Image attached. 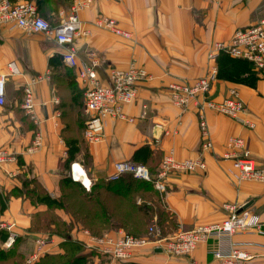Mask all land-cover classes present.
Here are the masks:
<instances>
[{
	"label": "crops",
	"instance_id": "0c3cea01",
	"mask_svg": "<svg viewBox=\"0 0 264 264\" xmlns=\"http://www.w3.org/2000/svg\"><path fill=\"white\" fill-rule=\"evenodd\" d=\"M71 4L68 0L59 9V21L71 13ZM100 14L115 18L132 36L126 38L92 25ZM262 16L264 0H96L80 11L81 19L92 29L91 35L75 41L80 58L86 59L94 51L107 65L125 67L135 60L150 73L147 80L138 84L136 101L125 106L126 112L135 116V122L109 119L104 137L98 142H88L82 133L80 144L87 147L91 156L90 177L78 164L75 171L84 184L90 188L94 181L107 179L114 163L120 160H133L158 170L170 150L177 158L202 155L207 163L205 169L174 171L167 178V191L161 201L171 211L175 229L220 221L229 214V204H236L257 214L264 231V183L234 181L232 161L223 157L228 139L243 136L252 156L258 163H264V69L256 72L253 85L222 77L213 81L209 91L212 98L220 100L236 88L247 104V111L236 118L207 112L214 142L211 150L201 149L196 106L191 104L182 109L173 103L168 90L174 80L193 81L208 74L214 63L208 54L215 42L228 41L236 30L256 24ZM49 38L21 27L0 25V73L7 75V103L0 106V149L7 148L15 155L14 160L0 166V197L8 196L0 218L16 223L19 237L11 248L21 252L24 259L34 250L35 239L45 234L33 228L34 215L49 208L45 201L32 199L28 191L33 188L29 184L35 179L52 198L61 197L63 177L70 176L72 169V163L67 169L60 164L67 158L69 148L64 136L67 117L64 119L63 111L68 109L74 94L72 87L81 91L79 84L71 86L67 80L69 67L62 52L69 44ZM12 62L18 73L11 72ZM27 86L34 95L36 119L23 106ZM144 105H147L145 116ZM244 119L254 121L255 126L245 125ZM36 131L43 136L42 146L30 152ZM76 156V162L83 160L80 154ZM70 219L74 220L71 215ZM50 235L48 254L64 252L61 244L65 237L56 232ZM7 236L0 238V248L4 250L10 249L4 246ZM70 236L81 243L86 239L82 230H74ZM234 239L254 254L249 264H264V232L243 231L236 233ZM208 248L207 243H202L190 255L170 256L146 246L137 249L129 262L217 264ZM111 260L110 264H119Z\"/></svg>",
	"mask_w": 264,
	"mask_h": 264
},
{
	"label": "built area",
	"instance_id": "2783aa9c",
	"mask_svg": "<svg viewBox=\"0 0 264 264\" xmlns=\"http://www.w3.org/2000/svg\"><path fill=\"white\" fill-rule=\"evenodd\" d=\"M71 13L65 15L57 24H51L38 10L33 0H0V25L21 27L35 33H42L55 39L60 44H69L62 52L64 63L73 70L75 79L83 90L84 108L88 114L84 126V138L88 142H98L104 137V130L109 119H120L135 122V116L129 115L125 106L136 101L138 84L147 80L150 73L145 66L135 60L125 67L107 65L98 52L90 51L86 59L78 56L74 47L75 41L81 36H89L92 29L80 17V11L89 8L96 0H71ZM97 28L110 30L118 35L130 38V30L123 28L115 18L98 15L92 22ZM225 51L236 58L250 61L255 70L264 69V16L257 23L234 32L228 41H217L208 56L214 63L208 74L193 81L174 80L169 83L168 90L174 104L187 109L191 104L197 108L199 129L201 134L202 151L214 147L209 131L208 111L238 117L247 111V104L236 88H232L228 95L217 100L209 95L213 81L218 77L217 58ZM12 73H18L14 62L9 64ZM7 75L0 73V106L7 103L6 84ZM23 106L32 118L36 119L34 95L29 86L25 88ZM142 115L147 113L144 105ZM243 123L254 127L255 122L244 119ZM43 136L36 131L29 146L30 152L38 151L42 146ZM224 158L231 159V178L240 183L257 181L264 183V163L260 164L252 156L247 141L243 136H231L226 143ZM15 159V155L7 148L0 149V166ZM72 163L71 177L75 181L83 179L76 176L75 165ZM207 163L202 155L188 158H177L174 151L167 152L161 162L160 170L153 175L144 164L132 160H120L114 163L113 172L109 179H117L124 174H132L139 179L152 181L155 188L164 193L167 191V178L174 172H194L205 169ZM89 189V186L86 185ZM141 202V198H138ZM229 214L220 221L200 223L191 228L180 227L171 235L162 232L157 224L148 228L145 236H136L123 229H113L101 235L93 234L89 229H83L86 236L82 242L90 249H97L115 261L128 262L134 258L139 248L152 246L155 250L174 256L190 255L200 244L207 243L208 251L217 260V264H249L254 254L241 247L234 239V235L254 229L264 232L257 214L250 212L236 204H229ZM16 223L0 219V230L8 232L4 242L5 248H11L17 241L19 234ZM52 236L44 234L35 239V249L28 256L27 264H34L50 251Z\"/></svg>",
	"mask_w": 264,
	"mask_h": 264
},
{
	"label": "trees",
	"instance_id": "16d2710c",
	"mask_svg": "<svg viewBox=\"0 0 264 264\" xmlns=\"http://www.w3.org/2000/svg\"><path fill=\"white\" fill-rule=\"evenodd\" d=\"M35 1L39 12L43 13L44 17L48 14L56 15V17L59 16V9L68 3V0ZM216 62L219 68L218 77L230 78L251 85L255 83L257 78L255 74L258 70L254 69L250 61L233 57L229 53L222 51ZM67 73V80H69L70 85H77L78 82L70 67ZM72 91L74 94H72L71 100L68 103V109L63 111L64 119L67 117L66 121L64 120V136H66L69 145L68 156L60 164L63 168L67 169L71 163L76 162V155L80 154L83 159L80 162L88 170L85 169L90 177L91 156L87 147L80 144L83 138L78 133L79 128L85 126L86 121V119L80 116L79 107L81 102L78 99L81 94L83 96V90L78 91L76 86H73ZM160 166L158 170L156 168H149V170L155 175L160 170ZM32 183L36 192L33 189L32 191L29 190L28 194L33 197L32 199L45 201L49 205L46 212L34 215L33 228L40 231H55L65 237V240L61 244L64 252L57 254L47 253L34 264H88V255L83 250H79L82 244L73 240L70 236L69 230L71 227L67 225V220H63L54 214L50 211L52 210L51 208L64 209L75 222L82 224L96 235H101L106 230L123 228L127 233L145 236L148 230L146 234L144 233L145 235L142 233L144 231L141 230L148 223L149 218L153 219L154 215H157V221L161 223L164 220L165 214H167L160 209L161 205H164L161 199L165 192L160 193L152 181L134 178L130 174H124L117 179H98L92 183L89 189L80 188L82 189L81 194L75 193L74 187L71 190H63L66 184H82L80 181L73 180L71 175H65L62 180V195L59 199L52 198L37 180L34 179ZM80 187L82 186L80 185ZM15 191L16 189H14L13 193ZM139 197L141 198L140 203L138 202ZM7 198L8 196L0 197V212L6 207ZM51 203L56 204V206H50ZM5 234L8 235L6 230H0V238L4 237ZM24 260L23 254L17 249L10 248L4 250L0 248V264H24ZM124 263L137 264L129 261Z\"/></svg>",
	"mask_w": 264,
	"mask_h": 264
},
{
	"label": "rangeland",
	"instance_id": "374dc122",
	"mask_svg": "<svg viewBox=\"0 0 264 264\" xmlns=\"http://www.w3.org/2000/svg\"><path fill=\"white\" fill-rule=\"evenodd\" d=\"M41 13V12H40ZM43 13H41V15H42ZM48 20H49V22L51 23V24H57L58 23V21H59V16H57L56 17V15H47V16H45ZM48 37H50V36H48ZM42 39H44L43 37H42ZM49 39H52V37H50ZM79 101L81 102V104H80V116H82L84 119H86L87 118V116H88V114L86 113V111H85V108H84V106H83V96H80L79 98ZM84 132V127L82 128H79V130H78V133L80 134V135H82V133ZM32 145V144H31ZM14 153V152H13ZM79 163H81V162H79ZM82 167H83V169H84V171L86 172V168H85V166L81 163L80 164ZM86 169V170H85ZM88 171V170H87ZM87 173V172H86ZM130 175H132V174H130ZM133 176V175H132ZM134 177V176H133ZM135 178V177H134ZM91 182H92V180H91ZM80 185L82 186V187H80ZM29 187H32L33 189H34V184H29ZM74 187V191H75V193L76 192H78L77 194H81L82 193V189H80V188H87L85 185H83V184H79V185H73V184H66L65 185V187L63 188V190H71L72 188ZM34 191L36 192V189H34ZM137 197V196H136ZM136 197H135V200H136ZM60 198V197H59ZM58 198V199H59ZM52 204V205H51ZM50 204V206H56V204H53V203H51ZM52 210H50V211H52L54 214H56V215H58L60 218H62L63 220H68L67 221V225H69V227H71V229L69 230V233H70V235H72V232L74 231V230H82L83 231V229H88V228H86V227H84L82 224H79V223H77V222H75L74 220H69V215L67 214V213H65L66 211L64 210V209H62V208H51ZM61 209V210H60ZM162 211H165L167 214H165V216H164V220L160 223V222H158L157 221V219H151V218H149V220H148V223L143 227V229L141 230V231H144V232H142L143 234L145 233L146 234V231L148 230V228L151 226V225H154V224H157L156 226H159L160 227V229L162 230V232L164 233V234H166V235H171L173 232H175L177 229H175V224H174V217H171L172 216V213H171V211L166 207V205H161V208H160ZM60 210V211H59ZM169 211V212H168ZM60 212V213H59ZM66 214H67V216H66ZM155 217V216H154ZM1 219V218H0ZM159 223V224H158ZM41 231H43L45 234L46 233H50V234H52V233H55V231L54 232H52V231H48V230H41ZM106 231H109V230H106ZM105 231V232H106ZM144 234V235H145ZM42 235H44V234H40L39 236H42ZM38 236V237H39ZM79 242V241H78ZM79 243H81V242H79ZM82 244V247L79 249V250H83V252L84 251H86V253H88L89 251H91V252H89V255H88V261H87V263L88 264H110L111 263V258L109 257V256H107V255H105V254H103V253H101L100 251H98L97 249H90V248H88V247H86V245L82 242L81 243ZM35 249V248H34ZM34 251V250H33ZM32 251V252H33ZM31 252V253H32ZM30 253V254H31ZM27 259H28V257L27 258H25V263L27 264ZM90 261H91V263H90ZM117 263H119V264H126V263H124V262H120V261H116Z\"/></svg>",
	"mask_w": 264,
	"mask_h": 264
},
{
	"label": "bare ground",
	"instance_id": "6f19581e",
	"mask_svg": "<svg viewBox=\"0 0 264 264\" xmlns=\"http://www.w3.org/2000/svg\"><path fill=\"white\" fill-rule=\"evenodd\" d=\"M76 176L80 179L81 177H80V175L76 172Z\"/></svg>",
	"mask_w": 264,
	"mask_h": 264
}]
</instances>
